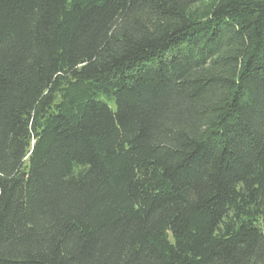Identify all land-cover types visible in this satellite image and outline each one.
Instances as JSON below:
<instances>
[{"label":"trees","instance_id":"1","mask_svg":"<svg viewBox=\"0 0 264 264\" xmlns=\"http://www.w3.org/2000/svg\"><path fill=\"white\" fill-rule=\"evenodd\" d=\"M0 264H264V0H0Z\"/></svg>","mask_w":264,"mask_h":264}]
</instances>
